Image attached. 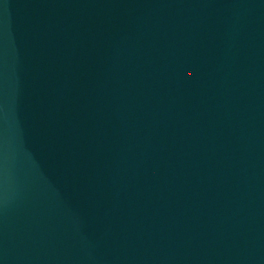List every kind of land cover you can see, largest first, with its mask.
<instances>
[{
	"label": "water",
	"instance_id": "1",
	"mask_svg": "<svg viewBox=\"0 0 264 264\" xmlns=\"http://www.w3.org/2000/svg\"><path fill=\"white\" fill-rule=\"evenodd\" d=\"M0 264H264V0H0Z\"/></svg>",
	"mask_w": 264,
	"mask_h": 264
}]
</instances>
